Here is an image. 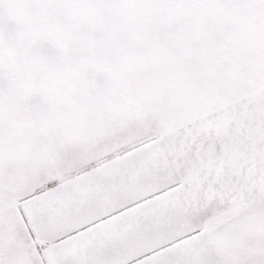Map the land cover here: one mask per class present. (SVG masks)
I'll use <instances>...</instances> for the list:
<instances>
[{"label":"snow or ice","instance_id":"1","mask_svg":"<svg viewBox=\"0 0 264 264\" xmlns=\"http://www.w3.org/2000/svg\"><path fill=\"white\" fill-rule=\"evenodd\" d=\"M0 264H264V0H0Z\"/></svg>","mask_w":264,"mask_h":264}]
</instances>
